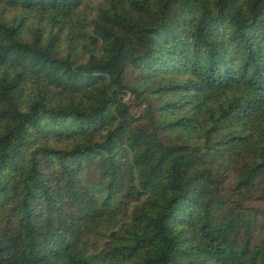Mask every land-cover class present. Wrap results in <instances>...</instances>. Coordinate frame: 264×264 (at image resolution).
Here are the masks:
<instances>
[{
  "label": "trees",
  "instance_id": "1",
  "mask_svg": "<svg viewBox=\"0 0 264 264\" xmlns=\"http://www.w3.org/2000/svg\"><path fill=\"white\" fill-rule=\"evenodd\" d=\"M0 264H264V0H0Z\"/></svg>",
  "mask_w": 264,
  "mask_h": 264
},
{
  "label": "rangeland",
  "instance_id": "2",
  "mask_svg": "<svg viewBox=\"0 0 264 264\" xmlns=\"http://www.w3.org/2000/svg\"><path fill=\"white\" fill-rule=\"evenodd\" d=\"M133 111H134V112H137L138 110L134 109Z\"/></svg>",
  "mask_w": 264,
  "mask_h": 264
}]
</instances>
